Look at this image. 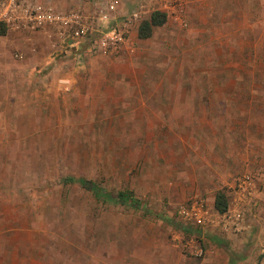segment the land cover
<instances>
[{
	"label": "rangeland",
	"instance_id": "rangeland-1",
	"mask_svg": "<svg viewBox=\"0 0 264 264\" xmlns=\"http://www.w3.org/2000/svg\"><path fill=\"white\" fill-rule=\"evenodd\" d=\"M116 1L105 26L143 6L130 39L82 66L0 43V264H264V0ZM218 193L242 220L216 245L186 213Z\"/></svg>",
	"mask_w": 264,
	"mask_h": 264
},
{
	"label": "built area",
	"instance_id": "built-area-1",
	"mask_svg": "<svg viewBox=\"0 0 264 264\" xmlns=\"http://www.w3.org/2000/svg\"><path fill=\"white\" fill-rule=\"evenodd\" d=\"M98 6V9L91 14L81 8L59 11L36 0H0V26L5 27L7 32L19 30L36 32L49 29L59 42L63 54L67 56L68 51L73 63L82 66L86 58L99 53H108L125 44L130 39L133 24L140 19L143 7L138 6L121 23L105 26L116 19L117 1L100 2ZM164 8L167 6L164 5L162 11H158L164 13ZM95 32H99V37L91 39ZM246 184L247 181L240 183L243 192L247 190ZM209 211L206 206L197 204L192 206L186 216L196 224L216 225ZM241 214V212L223 213L218 223L223 227L240 230Z\"/></svg>",
	"mask_w": 264,
	"mask_h": 264
},
{
	"label": "crops",
	"instance_id": "crops-1",
	"mask_svg": "<svg viewBox=\"0 0 264 264\" xmlns=\"http://www.w3.org/2000/svg\"><path fill=\"white\" fill-rule=\"evenodd\" d=\"M36 1H38L39 3H42V4L50 5L59 11H69L71 9H74L73 2H71L70 0H36ZM119 1L122 2L124 0H119ZM56 41H57V39L55 38V36L51 33V31L49 29L39 30L36 32L27 31V30L8 31L6 33V35L0 36V43H3L4 47H6V49L10 48V44L16 43L17 45H19L18 47L23 48L24 54L25 55L27 54L28 56L32 55V53H35L37 50H39V53L36 56H39V57L42 56L43 57V60H42L43 64L44 63L46 64L47 62L50 63L53 61V58H51V55L54 54V52L57 49L53 52L52 49H50V48H51L52 44L57 43ZM15 47H17V46H15ZM4 50H3V53H4ZM60 54H62L64 56L62 51L60 52ZM66 78L63 79L62 81L66 82L67 85H69L72 82V80L69 78H67V79ZM229 195L226 199L227 209L223 213L228 212L227 214H233L237 211V209L241 203L237 201L235 206L232 205L233 196L230 195V197H229ZM234 198L236 200L235 196H234ZM214 201H215V199H214ZM223 213L217 212V214H223ZM217 214L216 213L213 214L216 225L213 224L209 227V229H206V231H205L206 236L205 237H206L208 242L219 245L220 236L223 235L222 231H221L222 230L221 226H223V225L218 223L220 216L218 217ZM227 224H229V221ZM226 236H227V239H232L231 234L228 233V234H226ZM239 254H241V253H239ZM240 256H241V259H244L247 256H248V258H245V260H242V261H236L233 264H258V260L257 261L255 260V258H256L255 255L253 258L252 250H251L249 255H240Z\"/></svg>",
	"mask_w": 264,
	"mask_h": 264
},
{
	"label": "trees",
	"instance_id": "trees-1",
	"mask_svg": "<svg viewBox=\"0 0 264 264\" xmlns=\"http://www.w3.org/2000/svg\"><path fill=\"white\" fill-rule=\"evenodd\" d=\"M166 23V15L164 13H161L159 11H154L152 12L148 19L143 21L137 31V38L139 40H146L148 39L151 35L152 32L155 28H159L163 26ZM7 30L5 27L0 26V36L6 35ZM71 178L70 180H72ZM82 186L85 187L87 190L90 189L92 190V193L96 194L100 198H108L110 195L105 193L102 188L98 187L97 185L91 183V182H82ZM113 200L116 202H120L123 204L130 205L134 208L140 207L141 203L138 202L133 195L130 192L127 191H119L117 192L114 196L112 195ZM214 209L219 212L223 213L227 209V202L226 198L224 197L223 194L218 193L215 197L214 201Z\"/></svg>",
	"mask_w": 264,
	"mask_h": 264
}]
</instances>
